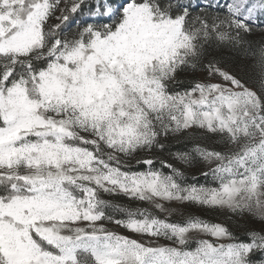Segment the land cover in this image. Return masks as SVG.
Listing matches in <instances>:
<instances>
[{
	"label": "rangeland",
	"instance_id": "obj_1",
	"mask_svg": "<svg viewBox=\"0 0 264 264\" xmlns=\"http://www.w3.org/2000/svg\"><path fill=\"white\" fill-rule=\"evenodd\" d=\"M208 7L259 53L185 67ZM0 65V264H264V0H0Z\"/></svg>",
	"mask_w": 264,
	"mask_h": 264
},
{
	"label": "trees",
	"instance_id": "obj_2",
	"mask_svg": "<svg viewBox=\"0 0 264 264\" xmlns=\"http://www.w3.org/2000/svg\"><path fill=\"white\" fill-rule=\"evenodd\" d=\"M205 12H207L210 16H207V26L206 29L208 30L207 36L205 40H202V44L197 47L198 51L192 59H190L188 62H186L185 67L193 68L192 72L197 73L201 69V64L203 61H226V58L232 56L235 54L240 55H256L259 53L261 49V42L255 41V40H249L245 37H242L239 44H230L227 43V41L221 40L219 34L222 31V29L218 26V22L214 21L211 16L214 14L216 16L222 15L223 12L220 9L216 8H206L204 9ZM204 12V13H205ZM218 30V31H217ZM33 65L32 67H34ZM177 80L174 82H170L167 84L166 89L168 93L175 94L183 91H187L189 89H192L196 85V78L195 76L191 77V79H187L185 77V71L177 70ZM3 75V67L0 65V80L1 76ZM14 73L11 75L9 79L14 78ZM171 133L169 131L166 133H161L159 137L152 143L151 145H147L146 147H143L145 151H148L150 153L146 154L144 158H148L147 160H143L137 165H131L126 162L123 166L127 170H155L159 171L163 174H171L172 169L171 166H173V162H175L174 159L181 160L182 158H185L186 156L183 154L187 151H190L189 145H190V133L187 131H181L179 132V135L177 136H170ZM90 147V146H89ZM143 151L142 149L139 150V152ZM195 156V155H194ZM193 155H190V159L194 158ZM150 162V165L148 164ZM187 168L186 166H183ZM181 175H184L182 182L186 183L187 180H190V177H188L186 174V169H181ZM208 178V177H207ZM206 179V178H204ZM5 190L2 186H0V195L3 194L2 191ZM116 210L121 209V204L117 202H113Z\"/></svg>",
	"mask_w": 264,
	"mask_h": 264
}]
</instances>
